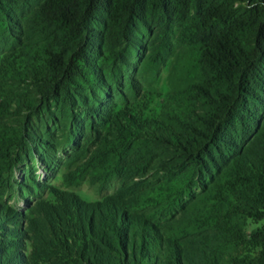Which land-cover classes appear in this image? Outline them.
<instances>
[{
	"label": "rangeland",
	"instance_id": "rangeland-1",
	"mask_svg": "<svg viewBox=\"0 0 264 264\" xmlns=\"http://www.w3.org/2000/svg\"><path fill=\"white\" fill-rule=\"evenodd\" d=\"M15 1L0 10V264H107L119 251L113 230L134 236L140 264H166L180 206L208 181L153 134L204 131V36L192 13L149 7L128 18L122 41L95 14L82 46L40 23L35 4ZM232 4L237 17L245 12ZM62 48L66 59L86 58L52 77L45 52Z\"/></svg>",
	"mask_w": 264,
	"mask_h": 264
},
{
	"label": "trees",
	"instance_id": "trees-1",
	"mask_svg": "<svg viewBox=\"0 0 264 264\" xmlns=\"http://www.w3.org/2000/svg\"><path fill=\"white\" fill-rule=\"evenodd\" d=\"M25 2L35 4L34 14L40 23L53 24L61 39H78L82 46L90 39L83 33L95 14L103 16L107 32H115L122 41L126 40L128 18L142 19L149 7L163 16L178 14L183 18L192 13L193 27L204 36L201 58L207 82L206 87L198 88V96L207 110L197 118L204 131L196 135L190 128L186 134H177L169 128V138L160 130L153 134L205 169L208 181L198 195H191L180 206L177 223L182 231L167 237L164 261L264 264V0H232L245 9L239 17L232 3L220 5L217 0ZM14 3L0 0V10ZM95 52L92 43L91 54ZM66 53V48L59 53L45 52L52 77L77 70V62L86 58L85 51L74 52V60L72 56L66 59ZM215 85H222V89L211 95L210 88ZM249 222L258 226L248 231ZM113 232L119 235V251L115 252L117 257L106 260L107 264H140L143 250L137 252L134 236ZM99 261L105 263L101 258Z\"/></svg>",
	"mask_w": 264,
	"mask_h": 264
}]
</instances>
